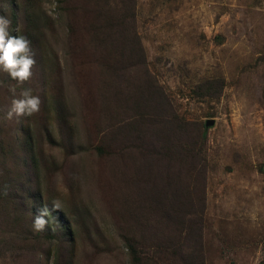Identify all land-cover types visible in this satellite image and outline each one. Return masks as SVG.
<instances>
[{
	"label": "rangeland",
	"instance_id": "1",
	"mask_svg": "<svg viewBox=\"0 0 264 264\" xmlns=\"http://www.w3.org/2000/svg\"><path fill=\"white\" fill-rule=\"evenodd\" d=\"M0 16L36 59L23 84L0 69V264H264V0H0ZM26 87L40 111L8 119ZM194 144L202 237L171 239L157 190L188 204Z\"/></svg>",
	"mask_w": 264,
	"mask_h": 264
},
{
	"label": "clouds",
	"instance_id": "2",
	"mask_svg": "<svg viewBox=\"0 0 264 264\" xmlns=\"http://www.w3.org/2000/svg\"><path fill=\"white\" fill-rule=\"evenodd\" d=\"M12 21L5 16H0V69L7 72L9 76L23 84L32 76L33 66L36 64L35 56L32 52L31 42L25 35H12L10 32ZM19 29H17V32ZM13 99L11 107L7 112V118H19L32 116L40 111L41 98L34 94L31 87L22 89L19 95H16L15 88L11 89ZM52 207L58 209L60 204L53 201ZM49 209L44 206L39 209L35 216L33 228L35 231H43L48 223L46 217Z\"/></svg>",
	"mask_w": 264,
	"mask_h": 264
},
{
	"label": "trees",
	"instance_id": "3",
	"mask_svg": "<svg viewBox=\"0 0 264 264\" xmlns=\"http://www.w3.org/2000/svg\"><path fill=\"white\" fill-rule=\"evenodd\" d=\"M162 97L158 99V102H164V104L169 103V100H167L166 94L162 90L160 92ZM167 100V101H166ZM148 123H151L148 119ZM185 146V145H184ZM181 147L179 151L180 155V160L183 162L180 164V168L183 167V170L181 174L188 173V178H189V184L188 188L186 187V182L182 180V183L177 186V191L176 193L179 196H183L185 193L189 191L190 195V200L188 201V204L183 202L180 198L177 199H170L168 197V192H169V185H166V182L164 186L158 187V192L161 193L160 197L158 198L156 202V210H160L162 213V216L164 217L165 221L163 223L169 224V227L171 229L176 230V234L171 233L170 238H177L183 234L185 230H188V228H191L188 236H196V237H202V230H203V213L206 208V199H205V181H202V188L200 190V195L202 197L197 201V202H191L193 201L194 194L190 190L192 180L191 178L199 172L205 170L204 163L201 164L199 161H195L194 157H199V150L197 149L196 145L194 144V147L192 146L191 148H185ZM190 151V152H189ZM192 152V155H189V153ZM189 155V156H188ZM188 158L191 160H188ZM185 160L190 161L191 163H187ZM199 162V163H198ZM169 169L165 167L163 171H161L157 177V179L163 178L164 175L168 177V172ZM167 174V175H166ZM176 195L175 193H173ZM188 223V224H186ZM168 242V241H167ZM179 244L173 247H178Z\"/></svg>",
	"mask_w": 264,
	"mask_h": 264
}]
</instances>
